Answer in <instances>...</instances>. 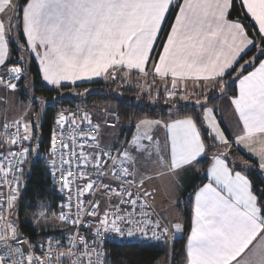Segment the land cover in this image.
Listing matches in <instances>:
<instances>
[{
	"label": "snow or ice",
	"instance_id": "1",
	"mask_svg": "<svg viewBox=\"0 0 264 264\" xmlns=\"http://www.w3.org/2000/svg\"><path fill=\"white\" fill-rule=\"evenodd\" d=\"M232 3L0 0V67L6 70L0 75V104L5 113L9 94H18L17 82L25 72L23 54L8 67L10 44L21 36L24 43L17 47L36 58L48 85L60 89L65 82L101 77L117 83V93L123 84L134 83L137 98L145 95L153 104L162 86L169 106L168 119L137 118L135 134L118 148L102 146L101 141L102 125L115 128L118 112L105 107L97 112L98 121L87 111L59 113L46 162L53 180L63 181L58 191L65 199L53 215L72 228L67 244L53 238L33 243L10 218L18 215L23 166L33 153L40 154L38 121L46 101L29 95L26 104L20 102L19 116L8 120L5 115L0 123V148L9 151L0 152V264H109L104 247L109 240L143 246L169 243L183 225L157 211V196L174 207L180 173L209 151L202 138L204 127L215 147L223 150L212 157L210 182L195 192L184 264H264V204L258 203L247 176L235 171L228 159L235 146L264 170V60L244 74L245 65L257 58L243 64L240 60L250 46L257 45L239 20L228 19ZM241 7L264 43V0H241ZM170 14L174 22L168 25L162 51L156 52ZM259 55L264 56V48ZM231 72L236 73L239 93L230 100L237 131L229 139L207 105L208 92L223 93L225 77ZM181 101L185 105L192 101L201 115L180 118L179 112L187 111L178 107ZM160 129L163 143L156 135ZM241 163L250 167L242 158ZM162 177L171 180L154 185ZM49 207L44 201L38 203V220L47 217Z\"/></svg>",
	"mask_w": 264,
	"mask_h": 264
},
{
	"label": "trees",
	"instance_id": "2",
	"mask_svg": "<svg viewBox=\"0 0 264 264\" xmlns=\"http://www.w3.org/2000/svg\"><path fill=\"white\" fill-rule=\"evenodd\" d=\"M21 2H23V0H21ZM229 18L242 21L248 31L249 37L255 38L256 45L258 44L261 47H264V43L261 42L257 29L254 27L241 7V0H233ZM19 41L20 44L24 43V38L21 36L18 38V42ZM17 45L19 44H11L12 58L8 62V67H11L14 63L19 61L21 54L28 55L26 51L21 53V50L17 47ZM254 55H256V47L250 49L240 62H243L245 59L251 58ZM29 58V63L26 59H24L22 63L24 69H27L29 66L28 72L35 84V94L38 95V97L50 99V102L54 101L48 104L49 106H47L40 125V151L42 155L37 157L34 156L33 153L29 156L28 163L23 166L24 176L20 180V198L17 201L19 231L22 236L27 237L31 242H34L38 238L48 234L67 235L66 230H56L50 227L46 228L45 226L47 223L42 224L37 221L39 217L37 205L40 201H44L46 204L51 205V207L47 209L46 218L54 216V213H58V196L52 187L51 175L48 171L49 165L46 161L48 160L47 152L51 143L53 126L60 111L74 109L78 107V104L83 102V105L85 106H79V108L108 107L119 113V119L122 124L120 132L121 141L122 137H124L123 134L128 132V126L130 127V125H132V128L128 133L127 140L132 138L135 132L133 125L137 118L149 116L150 118L168 119L167 110L169 106L164 103L162 92L160 98L157 99L154 104L150 103L145 95L138 99L136 95L138 89L135 84H123L121 86L120 93L114 91V89L117 88V83L108 80H102L87 85L62 87L60 88L61 90L48 88L42 81L40 71L38 70L35 61L32 57ZM256 58L255 65L258 64L264 56L257 55ZM249 70H246L245 72ZM234 73L235 72H231V74L227 75L225 77V81L230 79ZM87 87H93L92 91L82 100L73 98L72 92L78 91L77 89ZM62 90L68 92V95H62ZM153 93L155 94V92ZM223 93L232 96L236 95V86L234 84L229 85ZM154 94L153 97L156 96H154ZM208 105L215 110V115L223 128L222 120L217 109L219 106V98L217 96H212ZM178 107H187V111L179 112L180 118H182L185 114H192L197 118L201 115V109L199 106L187 103V105L183 106H180L179 104ZM201 132L206 146L209 147V151L206 152L204 158L197 161L195 166L189 169L191 170V173L194 174V176L189 177L187 180L188 182L186 181V184H189L187 188L191 193L195 191L197 185L201 182L200 173L207 169L211 163L212 156L223 150L222 148L215 147L216 142L208 136V130L206 127L202 128ZM159 133L160 132L157 133V136ZM161 134L164 136V132H161ZM161 134L159 136H161ZM234 147L232 149L233 152ZM240 155L244 156L247 161L251 162L255 166L254 169L247 171L246 175L252 183V191L257 196L258 203L264 204V182L261 178L257 162L244 155L243 152H240ZM234 169L244 170L241 167L236 166ZM37 193H39V195H36ZM186 196L187 194L185 193L184 197ZM191 206V198H189L185 203L178 205V208L181 211V217L184 221V234L181 239L175 240L172 243L171 248L169 243H157L154 246H143L134 241L132 243L124 244H109L107 246L109 264H172V262H174V264H184L186 240L191 230Z\"/></svg>",
	"mask_w": 264,
	"mask_h": 264
},
{
	"label": "rangeland",
	"instance_id": "3",
	"mask_svg": "<svg viewBox=\"0 0 264 264\" xmlns=\"http://www.w3.org/2000/svg\"><path fill=\"white\" fill-rule=\"evenodd\" d=\"M173 18V16H171ZM245 27V26H244ZM16 42H18V40L16 39L15 40ZM259 48V51L260 49L262 48L260 45L258 46ZM259 54V53H258ZM256 55H254L253 57H256ZM25 59L28 61L29 63V55H24ZM244 57V56H243ZM253 57L251 58H247L246 60H252ZM243 64V62H242ZM29 68V66H28ZM28 68L26 69L25 68V72H24V75L22 77V79L20 81H18V87L20 89V91L18 92V94H16L15 96L9 94V109L7 111V113H5L4 111V106L2 104H0V122L2 119L5 118V115L7 116V119L8 120H12L13 118L19 116L20 112H21V105H20V102H23L24 104L27 103L28 101V96L29 95H34L36 97H38V95L35 94V84L33 82V79L30 75V73L28 72ZM245 68H246V65H245ZM136 79V77L134 76L133 77V81ZM150 80V78H149ZM28 84L29 85V88H25V84ZM131 84H134V83H131ZM157 84H159V81H157ZM225 90L229 87V85H232L234 84V81L232 80H226L225 81ZM92 88L93 87H87V88H82V89H77L78 91H74L72 92V96L73 98H77V99H83L86 95H88L91 91H92ZM61 90V89H59ZM62 95H68V92H66L65 90H62ZM156 93V92H155ZM154 93H152L153 95ZM222 93H220L219 91L217 90H214L212 93L211 92H208V96H209V100L212 96H217L218 95L220 96ZM143 95H141L139 98H141ZM155 96V94H154ZM44 99V98H43ZM46 101V104L45 106L43 107L42 111H41V115H40V119L38 121V124H39V128L37 130V136L39 138V142L41 141V132H40V125H41V122L43 120V117H44V113L47 109V106H49V100L50 99H44ZM12 101H15L16 103L13 104ZM190 104H193L192 101H189ZM83 103L81 104H78L76 108L74 109H66V110H62L63 112H66L67 114H71V113H77L78 115L81 114L82 112H90L92 113V116H93V120L94 121H98L101 119V117H99L97 115V112L105 107H101V108H92V107H86V108H79V106H85L83 105ZM185 105V102L184 101H181L180 102V106H183ZM208 107L212 108L211 106L207 105ZM60 111V112H62ZM215 111V110H214ZM114 118L113 116H108L106 117V119H112ZM33 121H35V116L32 117ZM217 119V118H216ZM3 122V121H2ZM119 126H117L116 128H108V127H104L102 125V129H103V134H102V137H101V141H102V144L103 146L104 145H108V146H112L113 144L115 143H118L120 144V132H121V128H122V124H121V121L119 119ZM160 132L157 136L158 139L161 140V143H163V134H161V132L163 133V131L160 129L157 131V133ZM156 133V135H157ZM135 134V132H134ZM161 134V136H159ZM111 138V139H110ZM34 144L36 143L35 141L33 142ZM240 152H243L244 155H246L247 157L253 159L252 157H250L249 154H246L244 151H237L236 148L234 147V152L232 151V154H230V160L234 162V164L236 165H240L242 166V168L246 171H249L251 169H254L255 166L249 162V165L250 167H245L242 163H241V158L243 160H246L244 156L240 155ZM39 155H42L41 151H40V154ZM34 156H36V154L34 153ZM247 161V160H246ZM255 161V160H254ZM170 178L169 177H162L160 178V180H157L154 182V185H161V184H168L170 182ZM188 182V181H187ZM185 184H181V186L177 187V190L175 191L174 193V196L176 197V199L174 200V207L170 206L169 203L167 205H164L163 203V200L160 199L161 196H157V204L160 208L161 211L165 212V214L169 217V219H173L175 217L174 220H178L179 222H181V214H180V211L177 209L178 208V205L179 204H182V203H185L191 196V192L190 190L187 188V186H189V184L187 185L186 182H184ZM153 184H150L149 187H153L154 186ZM183 190L182 193L179 192V190ZM187 194L186 197H184V194ZM183 195V196H182ZM179 203V204H178ZM178 204V205H177ZM164 209V210H163ZM19 216L18 215H15L12 217V219L14 220V223L16 225L19 226V220H18ZM177 218V219H176ZM37 221H39L40 223L42 224H46L47 225L45 226L46 228L47 227H50L52 229H63V230H66V233L67 234H71L72 232V229L67 227L65 224L61 223L60 221H58L55 216H51L49 218H45V219H37ZM173 221V220H172ZM171 221V222H172ZM174 223V222H173Z\"/></svg>",
	"mask_w": 264,
	"mask_h": 264
},
{
	"label": "crops",
	"instance_id": "4",
	"mask_svg": "<svg viewBox=\"0 0 264 264\" xmlns=\"http://www.w3.org/2000/svg\"><path fill=\"white\" fill-rule=\"evenodd\" d=\"M244 13L246 14V11L244 10ZM247 15V14H246ZM172 15L170 14V16H169V19H168V21H167V23H166V26L164 27V29L162 30V32H161V34H160V36H159V38H158V40H157V42H156V45H155V51L156 52H161L162 51V45H163V43L166 41V34L170 31V27H168V25H171V23H173L174 22V17L172 18L171 17ZM247 17L250 19V21L252 22V24L254 25V21H252L251 20V18H250V16H248L247 15ZM228 19H230V20H233V21H235L236 19H231V18H229L228 17ZM240 21V20H239ZM242 24H243V22L242 21H240ZM244 26V25H243ZM255 27V26H254ZM256 28V27H255ZM245 29H246V27H245ZM257 29V28H256ZM258 31V30H257ZM15 33H13V37H15ZM16 40V39H15ZM18 40V39H17ZM14 43H16V44H20V41L19 42H16V41H14ZM259 45L257 44V47H256V54L257 55H259L258 53H259V47H258ZM253 47L252 46H250L249 47V49L246 51V53L250 50V49H252ZM262 48H264V47H262ZM154 55H155V52H154ZM245 55V54H244ZM243 55V56H244ZM12 58V54H11V44H10V59ZM32 58H33V60L35 61V63H36V65H37V67H38V70H39V62L36 60V58L34 57V56H32ZM9 59V60H10ZM262 60H264V58L262 59ZM241 61V60H240ZM244 61H248V60H244ZM244 61H243V63H244ZM261 61V60H260ZM259 61V62H260ZM9 62V61H8ZM241 64H242V62H240ZM259 66V63L258 64H256L255 65V62L253 63V64H250V65H246V70H249V71H247V72H250V71H253L256 67H258ZM40 71V70H39ZM5 72H6V70H5V68L4 67H0V75H4L5 74ZM247 72H245L244 74H247ZM40 74H41V77H42V73L40 72ZM235 77H236V73H234L231 77H230V79H228V80H232V81H234V85L236 86V95H238V93H239V81H238V79H235ZM102 80H105V79H103V78H101V77H94L91 81H87V80H84V81H77L75 84H71V83H67V82H65L63 85H62V87H72V86H77V85H87V84H92V83H96V82H99V81H102ZM150 80H151V78H150ZM227 80V81H228ZM42 81H43V79H42ZM43 83H44V85L45 86H47L48 88H54V89H57V88H55V87H53V86H51V85H48L45 81H43ZM61 87V88H62ZM214 91V90H213ZM213 91H210L211 93L213 92ZM163 93V87L161 86L160 87V93ZM155 95H156V93H155ZM235 96V95H234ZM234 96H232V95H228V94H225V93H222L220 96L218 95V98H219V106H218V112H219V115H220V118H221V120H222V124H223V128H222V126L220 125V127L225 131V135L226 136H228L229 137V139H232V136H233V134L237 131V120H236V118H235V116H234V109H233V107L231 106V103H230V100H231V98L232 97H234ZM52 102H54V101H51V102H49V103H52ZM187 103H189V102H187ZM214 114H215V112H214ZM216 116V115H215ZM216 118H217V116H216ZM4 119H2L1 120V122L0 123H2V121H3ZM217 120H218V118H217ZM219 121V120H218ZM162 130V129H161ZM163 131V130H162ZM164 136H162V138H163ZM111 139V138H110ZM164 139V138H163ZM117 145V143H115V144H113L112 146H110V147H115ZM102 146H103V144H102ZM205 155H206V153L203 155V156H201L200 158H198V161H200L202 158H204L205 157ZM213 157V156H212ZM253 158V160H255L256 161V159L254 158V157H252ZM228 159L230 160V155H229V157H228ZM231 161V160H230ZM212 158H211V163L209 164V166L207 167V169L206 170H204V171H202L201 173H200V178H201V182L197 185V187H196V189H195V191L194 192H192L191 193V199H192V206H193V204H194V196H195V192L199 189V188H201V187H203L205 184H207V183H209L210 181H209V177H208V169L211 167V165H212ZM257 162V161H256ZM258 165V164H257ZM231 166H233L232 164H231ZM241 167L242 168V166H240V165H236V164H234V167ZM191 168V167H190ZM190 168H187V169H185L184 171H182L181 173H180V176H179V180H178V186L180 185L181 186V184H185L184 182H186L188 179H189V177H191V176H194V174L193 173H191V170H189ZM243 169V168H242ZM258 169H259V166H258ZM235 170V169H234ZM235 171H242L243 172V174H245L246 175V170H235ZM259 172H260V174H261V178H262V180H263V182H264V170H261V169H259ZM191 174V175H190ZM193 174V175H192ZM247 176V175H246ZM247 178H248V176H247ZM171 179V178H170ZM249 179V178H248ZM250 180V179H249ZM251 182V181H250ZM251 185H252V183H251ZM179 186V187H180ZM179 192L180 193H182L183 192V190H181V188H180V190H179ZM183 196V195H182ZM160 199L161 200H163L162 199V197H160ZM258 200V199H257ZM163 203H164V205H167L169 202L168 201H166V200H163ZM179 204V203H178ZM177 204V205H178ZM192 206H191V209H192ZM156 207H157V209H158V211H161L160 210V208L161 207H159L158 206V204H157V201H156ZM162 209V208H161ZM178 210H179V208H177ZM164 210V209H163ZM180 211V210H179ZM180 214H181V211H180ZM175 219V217L173 218V219H169V217H168V220L169 221H172V222H176V221H178V220H174ZM177 219V218H176ZM181 223H182V225H183V231L181 232V233H177V234H175V236H174V238L172 239V243L175 241V240H178V239H181L182 237H183V234H184V221H183V219H182V217H181ZM191 231V230H190ZM190 234V233H189ZM188 237V236H187ZM186 243H187V240H186ZM170 245V244H169ZM172 246H170V248H171ZM185 249H186V246H185Z\"/></svg>",
	"mask_w": 264,
	"mask_h": 264
},
{
	"label": "built area",
	"instance_id": "5",
	"mask_svg": "<svg viewBox=\"0 0 264 264\" xmlns=\"http://www.w3.org/2000/svg\"><path fill=\"white\" fill-rule=\"evenodd\" d=\"M108 120H113V121H114V120H115V117L112 118V119H108ZM117 126H119V123L116 124V127H117ZM54 127H55V124H54V126H53V129H54ZM116 127H115V128H116ZM108 128H110V127H108ZM131 128H132V125H130L128 132L124 135V137L122 138L120 144L124 143V142L127 140L128 133L130 132ZM56 130L59 131V129H56ZM0 131H2V128H0ZM52 132H53V130H52ZM57 143L59 144V141H57ZM120 144H118V145L115 146L114 148H118V147L120 146ZM8 151H9V148H7V147L0 148V152H5V153H6V152H8ZM51 180H52V187H53L54 191L56 192V194H57V196H58V205H59V204L61 203V201L65 199L64 194H63V193H60V192L58 191V189H59V185H60V183H63V181L61 180V181L57 182V181L53 180L52 176H51ZM3 191H4L5 196H6V195H7V188H4ZM59 210H60V209H59V207H58V212H59ZM157 211H158V209H157ZM10 218L12 219V217H10ZM61 223H62V222H61ZM63 224H65V223H63ZM65 225H66L67 227L71 228L70 225H68V224H65ZM71 229H72V228H71ZM68 235H69V234H67L66 236H63L62 234H61V235L48 234V235H44V236L38 238V239L35 240L33 243H40L41 241H43V240H47L48 238H53V239H59V240L61 241L62 244H67V237H68ZM134 242H135V241H134ZM109 244H118V243H114V242L111 241V240L107 241V242L105 243V245H104L106 252H107V246H108ZM169 244H170V246H172V240L169 242ZM107 253H108V252H107ZM107 259H108V256H107ZM66 264H67V262H66Z\"/></svg>",
	"mask_w": 264,
	"mask_h": 264
},
{
	"label": "bare ground",
	"instance_id": "6",
	"mask_svg": "<svg viewBox=\"0 0 264 264\" xmlns=\"http://www.w3.org/2000/svg\"><path fill=\"white\" fill-rule=\"evenodd\" d=\"M128 128H129V126H128ZM123 135H125V133H124ZM122 138H123V137H122Z\"/></svg>",
	"mask_w": 264,
	"mask_h": 264
}]
</instances>
